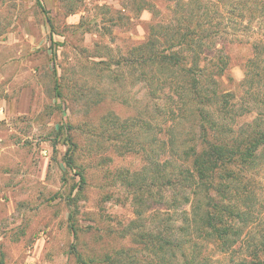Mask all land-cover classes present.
Returning a JSON list of instances; mask_svg holds the SVG:
<instances>
[{"label":"rangeland","instance_id":"rangeland-1","mask_svg":"<svg viewBox=\"0 0 264 264\" xmlns=\"http://www.w3.org/2000/svg\"><path fill=\"white\" fill-rule=\"evenodd\" d=\"M146 1L0 0V98L32 90L28 113L0 120V264H102L132 244L124 232L134 218L133 187L118 172L140 170L141 147L153 134L157 146L161 131L157 123L149 136L132 125L143 126L150 104L125 61L151 22L169 12L167 0H151L159 14L139 10ZM254 25L262 57L264 27ZM217 47L229 56L219 84L240 95L252 55L248 36L220 39ZM253 187L261 205L257 235L264 230V171ZM215 249L206 248L212 257Z\"/></svg>","mask_w":264,"mask_h":264},{"label":"trees","instance_id":"trees-1","mask_svg":"<svg viewBox=\"0 0 264 264\" xmlns=\"http://www.w3.org/2000/svg\"><path fill=\"white\" fill-rule=\"evenodd\" d=\"M167 1L169 12L151 22L125 61L150 104L143 126L132 125L151 136L158 123L159 144L152 145L153 134L141 147V169L118 172L133 187L134 218L123 231L132 244L101 262L264 264V230L252 233L261 206L253 181L264 171V50L261 57L254 36V22L264 27L263 0ZM146 4L137 8L159 14L151 0ZM245 36L252 55L238 95L219 84L229 56L217 44ZM68 144L73 167L76 144L70 138ZM209 245L217 255L207 253Z\"/></svg>","mask_w":264,"mask_h":264},{"label":"crops","instance_id":"crops-1","mask_svg":"<svg viewBox=\"0 0 264 264\" xmlns=\"http://www.w3.org/2000/svg\"><path fill=\"white\" fill-rule=\"evenodd\" d=\"M16 50H17V54L19 55L20 49H13V51ZM7 62L10 61L7 59ZM5 91L7 92L8 89L6 88ZM31 93L32 90L30 87H23L15 97H11L10 95L1 97L0 120L2 119L7 120L16 115H22L28 113V111L31 108V95H32Z\"/></svg>","mask_w":264,"mask_h":264}]
</instances>
